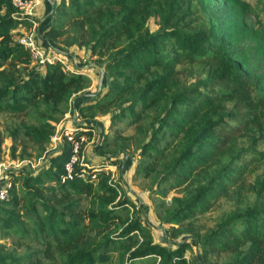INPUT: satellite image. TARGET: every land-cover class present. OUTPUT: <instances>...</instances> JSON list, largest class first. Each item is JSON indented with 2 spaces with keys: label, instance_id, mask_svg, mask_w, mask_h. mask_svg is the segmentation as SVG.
Here are the masks:
<instances>
[{
  "label": "trees",
  "instance_id": "16d2710c",
  "mask_svg": "<svg viewBox=\"0 0 264 264\" xmlns=\"http://www.w3.org/2000/svg\"><path fill=\"white\" fill-rule=\"evenodd\" d=\"M190 2L59 0L50 6L39 36L84 48L108 81L101 94L73 107L80 118L70 135L81 145L71 177L65 164L72 140L64 133L37 170L23 166L8 174L9 196L0 200V264H109L114 253L119 264H190L192 240L203 260L226 253L221 264H264V207L258 205L226 213L192 240L176 239L186 231L180 223L209 211L242 180L246 165L236 162L232 139L256 122L263 130L255 134H264V81L255 68V59H264V41L245 44L258 13L245 0H223L222 19L186 29ZM15 11L11 0H0V112L31 111L34 124H22L23 134L44 146L91 78L59 62L33 63L17 38L30 22ZM153 16L159 19L155 32L148 26ZM196 66L199 73L192 76ZM101 113L111 123L127 122L135 133L116 135L113 153L100 147L103 161L89 166L81 161L82 147ZM132 144L137 175L151 178L163 196L181 191L162 220L177 225L171 237L164 231L168 245L156 242L143 218L132 215L137 205L109 169L121 168L122 161L112 158L128 154ZM255 187L258 198L264 178ZM4 239L24 246V254Z\"/></svg>",
  "mask_w": 264,
  "mask_h": 264
},
{
  "label": "rangeland",
  "instance_id": "374dc122",
  "mask_svg": "<svg viewBox=\"0 0 264 264\" xmlns=\"http://www.w3.org/2000/svg\"><path fill=\"white\" fill-rule=\"evenodd\" d=\"M190 1L193 12L185 22L186 25L184 27L186 29L207 28L211 20L222 19L226 12V4L223 0H211V2L208 0ZM245 1L249 2L259 15L258 21L254 19L249 21V26L252 31L246 35L247 39L245 44L248 48H251L255 43L264 41V0ZM50 6L48 0H43L41 7L36 11L34 18L37 21L40 33L47 27L45 23L41 22H43L44 18H48L47 13L51 10ZM148 26L152 32H155L159 28L158 17H151L148 21ZM29 28L30 25L21 27L19 31L20 35L27 32ZM39 37L38 40L42 49L48 50V48L52 47L70 58L71 56L77 57L78 65L83 67L91 78L90 86L81 92L80 96L74 100V103L71 102L66 107V113L60 121L55 135L56 142L59 143L62 140V133L65 131L70 133L74 130V118H80L77 110L75 112L72 111L73 107L77 109L80 105L90 101V95L92 94H101L107 86L108 79L99 67L94 66L95 58L90 56L84 48H78L77 46L68 47L55 41L46 43V40L41 36ZM33 63L36 62L33 61ZM255 68L260 79L264 81V59H255ZM198 73L199 68L196 66L193 68L192 76H196ZM193 80L194 78H190V81ZM22 124H34V117L31 111L20 114L0 112V182L2 183H7L8 174L16 168L25 166L30 170H37L38 167L46 162L47 156L54 145L52 144L53 140L44 146L33 143L23 134ZM91 125L94 127L93 137L91 140L84 142L81 157V161L88 160L89 166L100 165L103 161L98 156L100 147L104 148L106 154L111 155L113 153V138L116 135L131 136L135 133L134 127L127 122L111 123L108 114L103 113L95 116ZM256 130H263L257 122L252 126V130L248 128L239 136L232 139L236 148L234 151H238L239 156L236 162L241 165H246L242 180L230 190V193L221 196L209 211L180 223L179 227L186 231L176 239L192 240L191 237L204 234L211 230L226 213L232 212L237 208L241 209L245 206L254 205L264 207V190L258 198L255 192L256 180H262L264 178V134H255ZM256 136L258 138L254 140ZM104 141L110 142L111 144L104 147ZM112 159L122 161L120 169L119 167L110 169H113L114 179L119 182L120 187L127 192L129 197L137 205V210L135 214L131 212L132 215L143 218L144 223L151 228L156 242L168 245L164 231L167 232L168 237H171V228L177 227V225L164 223L162 220L165 216V211L170 208L171 197L181 195V191L173 189L163 196L157 193L158 188L156 185H153L151 178H144L142 175H137L135 173V166L138 158L133 144L129 146L128 154H121ZM115 234L117 233H113L112 235ZM2 241L9 245V247L14 248L17 254H24L26 249L24 246L13 245L10 239H4ZM192 247L193 249L187 253L190 264H221L228 259V254L221 253L215 256H209L203 260L201 249L193 240ZM119 259L118 254L114 253L109 264H119ZM139 261L137 260L136 262L138 263Z\"/></svg>",
  "mask_w": 264,
  "mask_h": 264
},
{
  "label": "built area",
  "instance_id": "2783aa9c",
  "mask_svg": "<svg viewBox=\"0 0 264 264\" xmlns=\"http://www.w3.org/2000/svg\"><path fill=\"white\" fill-rule=\"evenodd\" d=\"M11 2L16 9L13 15L17 18H25L30 22V28L27 30V32L18 37V41L27 50L32 61L42 65L45 63L59 62L71 72H75L77 70L85 71L83 67L78 65V61L75 56H71L70 58L66 54L60 53L52 47L48 48V50H44L40 46L38 40V24L34 17L36 11L41 7L43 0H11ZM64 134L68 137V139L72 140V154L70 156V159L65 164L66 177H71L73 165L79 157L78 153L81 142L80 140L72 139L70 135L71 132L68 133L67 131H65ZM55 135L56 133L51 138V140H53L52 144H54L51 150L56 149L60 144V142H56ZM110 168H115V166H109V169ZM110 171L113 173V169H110ZM6 182L7 183L0 182V200H5L9 196V189L11 184L8 181Z\"/></svg>",
  "mask_w": 264,
  "mask_h": 264
},
{
  "label": "crops",
  "instance_id": "0c3cea01",
  "mask_svg": "<svg viewBox=\"0 0 264 264\" xmlns=\"http://www.w3.org/2000/svg\"><path fill=\"white\" fill-rule=\"evenodd\" d=\"M48 2H49L50 5H53V4L57 3V2H59V0H48Z\"/></svg>",
  "mask_w": 264,
  "mask_h": 264
},
{
  "label": "water",
  "instance_id": "95a60500",
  "mask_svg": "<svg viewBox=\"0 0 264 264\" xmlns=\"http://www.w3.org/2000/svg\"><path fill=\"white\" fill-rule=\"evenodd\" d=\"M53 6V5H52ZM100 84H101V80H100Z\"/></svg>",
  "mask_w": 264,
  "mask_h": 264
}]
</instances>
